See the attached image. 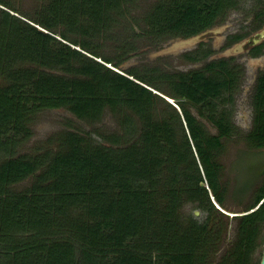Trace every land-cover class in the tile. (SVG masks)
Listing matches in <instances>:
<instances>
[{
	"label": "trees",
	"instance_id": "obj_1",
	"mask_svg": "<svg viewBox=\"0 0 264 264\" xmlns=\"http://www.w3.org/2000/svg\"><path fill=\"white\" fill-rule=\"evenodd\" d=\"M34 1L39 8L22 13L24 21L0 0V264H253L264 244V200L254 209L264 184L246 214L233 218L235 239L218 257L229 223L215 206L223 209L228 194L219 157L223 140L236 135L229 107L240 66L220 60L185 73L119 74L104 64L120 63L93 39L126 0ZM231 3L158 0L142 35L157 45L195 36ZM252 95L245 141L264 148V72ZM56 109L87 122L109 110L119 129L103 142L66 131L54 151L19 154L34 119ZM188 205L205 214L202 221L184 213Z\"/></svg>",
	"mask_w": 264,
	"mask_h": 264
},
{
	"label": "rangeland",
	"instance_id": "obj_2",
	"mask_svg": "<svg viewBox=\"0 0 264 264\" xmlns=\"http://www.w3.org/2000/svg\"><path fill=\"white\" fill-rule=\"evenodd\" d=\"M4 1H9V6L11 7V10L6 8V11L24 21L27 20L23 18L24 14L22 13H32L35 9L39 8L38 3L34 0ZM155 1L156 0H126L125 3L122 2L118 16H115V22L102 30L101 34L93 39L95 46L98 48V52L103 57L109 58L115 63H120L117 68L113 67V64H104L108 68L123 75L124 72L129 70H154L155 75H165L177 72L185 73L199 69L205 65L206 61L190 63L184 60L182 56L180 57L181 52L193 47V42L182 45V39L170 41L167 39L159 42V45H157L156 41L143 37L144 35H142V32L146 28L145 17ZM0 7L5 9L2 6ZM249 18L250 16L244 13H230L227 20H224L225 18L220 20L219 24L211 29V32L203 38L204 45L206 46L202 47H212V58L222 57L223 54L232 56L237 62L233 63V65H239L241 68L240 81L237 89L234 91L231 107H229L231 110L232 122L236 128V135L223 140L224 150L219 157V162L223 166L221 182L227 187L228 191L222 210H225L230 215L228 216L229 223L226 225L227 228L224 231L225 240L223 248L218 257H220L222 250L235 239L237 223L233 220L234 217H232V215L246 214L245 209L251 204L254 192L261 184L260 182L264 181V177L257 178V176L255 179L258 180L250 186L248 192L242 198H238L235 195L232 196L231 194L233 191L234 179L238 174V172L234 170L233 162L240 153L246 155L247 153L250 154L249 157L251 160L246 164L248 165L251 163L248 167L250 171L249 179L254 178L257 171L264 169V149L261 151L253 150L245 141V135L250 129L253 116L252 94L254 93L255 80L260 73L264 72V42L262 44L263 48H261L262 52H260L261 55L256 58L247 55L246 50H243L240 44H234L229 47L223 46L225 45L226 36H228V34L241 32L244 28L242 25L248 22ZM36 27L40 31L43 30L38 26ZM42 32L45 31L43 30ZM128 45L132 47V50H127L126 53L122 54V52L128 48ZM122 55H124V57ZM94 59L98 62L100 61L97 58ZM160 86L159 88H162L164 93L169 92L163 85ZM169 104L175 106L174 101ZM159 107L166 110L164 104ZM199 120L208 133H216L215 128L210 123L203 119ZM31 129L32 137L19 147V154L29 155L33 152L36 153L45 149L54 151L57 147L56 144L59 135L66 131H76L81 134H87L94 138L95 141L103 142V136L115 133L119 127L116 118L109 110L104 111L99 121L87 122L78 120L65 109H56L41 112L31 124ZM258 160L261 162H258ZM29 183L30 179L16 185L14 189L22 190L27 187ZM256 207L257 206H255V208ZM183 211L185 214L195 213V217L199 221H202L205 216L203 213L194 211L189 205L186 206ZM262 232L264 235V225L262 227ZM263 246L264 244H260L257 247L253 255V264L257 263L260 259Z\"/></svg>",
	"mask_w": 264,
	"mask_h": 264
},
{
	"label": "flooded vegetation",
	"instance_id": "obj_3",
	"mask_svg": "<svg viewBox=\"0 0 264 264\" xmlns=\"http://www.w3.org/2000/svg\"><path fill=\"white\" fill-rule=\"evenodd\" d=\"M157 1L158 0H156L155 3ZM213 1L215 2L217 0H213ZM231 1H232L231 3L232 6L226 7L224 10H222V14L215 19L214 23L208 29L202 31L201 33L195 36H190V37H185V38L184 37H173V38L168 39L169 41L174 40V39L176 40L182 39L183 40V42L181 43L182 45L184 44L187 45L193 42L192 43L193 47L181 52L180 57L182 56L184 60L190 63H198L199 61L200 62L202 61L212 62V61H220V60H224L230 64L237 63L232 56H228L224 54L222 55V57L212 58L211 57L213 55L212 47L210 48L202 47V46H206L204 45L203 38H205V36L211 32V29H213L214 27H216L217 24H219L220 20H223L224 18H225L224 20H227L228 15H230V13L231 14L232 13H244L245 15L250 16V18L248 22L242 25V27L244 28L241 30V32L234 33V34H228V36H226L225 45L223 46L229 47V46H233L234 44H240L242 49L246 50L247 55L252 56L253 58H256L259 55H261L260 52H262L261 48H263L262 44L264 42V36L262 37L260 36L261 33L264 31V0H231ZM185 56H189L190 59L189 60L186 59ZM196 59H198V61H195ZM257 78L258 77H256V80ZM231 121H233L232 117H231ZM251 128H252V121H251L250 129L247 133L251 131ZM262 149L264 148H256L253 150L261 151ZM249 155L250 154L248 153L247 155L244 153L242 154L240 153L235 158V161L233 162L234 170L238 172V174L234 179V185L232 189L233 191L231 192L232 196L234 194L236 197L242 198L248 192L250 186L254 182H256V180H258V179H255L257 176H258L257 178L264 177V169H262L261 171L260 170L257 171L254 178L249 179L250 171L248 170V167L250 166L251 163L246 165L251 160ZM258 162H261V161L258 160ZM260 183L264 184V181ZM260 185L257 187V189L260 187ZM242 186L247 187L248 188L247 191L241 193L240 195L235 194V191L242 188ZM263 200L264 198L261 200V202L258 203L257 207L261 206V203L263 202Z\"/></svg>",
	"mask_w": 264,
	"mask_h": 264
},
{
	"label": "water",
	"instance_id": "obj_4",
	"mask_svg": "<svg viewBox=\"0 0 264 264\" xmlns=\"http://www.w3.org/2000/svg\"><path fill=\"white\" fill-rule=\"evenodd\" d=\"M41 31H43V30H41ZM260 36H261V37L264 36V31L261 33ZM184 45H185V44H184ZM99 62H100V61H99ZM101 63H102V62H101ZM144 87H145V86H144ZM146 88H147V87H146ZM147 89L151 90L150 88H147ZM151 91H152V90H151ZM153 93L159 95L160 97H162L163 99H165L168 103H172V101H171L170 99H168L167 97H165V96H163V95H161V94H159V93H157V92H153ZM215 206H216V208H217L220 212H222L223 214H225V215H227V216L230 215V214H229L228 212H226L225 210H222L221 208L217 207L216 204H215ZM256 208H257V207H256ZM256 208H255V209H256ZM243 215H245V214H233L232 217H238V216H243ZM259 264H264V246H263V248H262V253H261V257H260Z\"/></svg>",
	"mask_w": 264,
	"mask_h": 264
},
{
	"label": "clouds",
	"instance_id": "obj_5",
	"mask_svg": "<svg viewBox=\"0 0 264 264\" xmlns=\"http://www.w3.org/2000/svg\"><path fill=\"white\" fill-rule=\"evenodd\" d=\"M169 99V98H168ZM172 101V100H171Z\"/></svg>",
	"mask_w": 264,
	"mask_h": 264
}]
</instances>
